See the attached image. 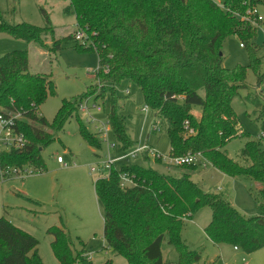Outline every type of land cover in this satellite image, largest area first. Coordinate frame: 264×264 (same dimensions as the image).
<instances>
[{
    "label": "trees",
    "instance_id": "trees-1",
    "mask_svg": "<svg viewBox=\"0 0 264 264\" xmlns=\"http://www.w3.org/2000/svg\"><path fill=\"white\" fill-rule=\"evenodd\" d=\"M258 4H264V0H69L64 10L74 14L76 30L84 32V40L77 42L76 48L97 54L94 81L81 95L62 99L49 121L38 112L47 94L55 92L49 75L29 71L26 49L1 55L0 111L20 113L19 126L28 144L22 150L1 153L0 165L29 164L34 170H43L41 150L53 141L52 131L61 130L73 115L80 120L78 105L96 91V98L110 96L106 120L114 141L122 150L133 147L115 89L128 80L140 89L146 105L166 121L169 155L199 153V161L232 177L257 182V214L246 216L222 195L203 191L191 178L200 162L166 165L162 171L138 163L113 164L103 168L93 183L103 206L106 246L128 264H165L162 243L167 241L177 253L176 264H212L202 261L201 252L182 237L184 221L207 205L211 219L204 232L213 244L230 243L245 253L263 247L264 103L259 97L253 100L245 96L255 106L261 134L243 144V162L230 158L224 149L233 138L249 137L239 126L231 105L232 97L245 85L247 68L254 70L257 83L263 78L259 71L261 57H257L254 44L256 28L243 25L245 20L241 19L248 6ZM45 18L44 26L10 24L0 12V31L54 52L63 47V42L75 39L76 30L56 38L48 16ZM231 35L247 48L248 65H222L223 43ZM196 105L201 109L198 118L191 113ZM184 120L189 121L191 132L184 130ZM79 128L89 144H98L84 127ZM121 173L130 176L133 183L122 188ZM47 232L53 236L50 245L60 264H112L110 259L94 263L85 256L73 255L62 227L50 226ZM36 246L34 236L0 216V264H12L10 257L14 255L19 256L18 264H43Z\"/></svg>",
    "mask_w": 264,
    "mask_h": 264
},
{
    "label": "rangeland",
    "instance_id": "rangeland-1",
    "mask_svg": "<svg viewBox=\"0 0 264 264\" xmlns=\"http://www.w3.org/2000/svg\"><path fill=\"white\" fill-rule=\"evenodd\" d=\"M69 0H0L1 18L7 23L26 22L36 26L46 24V15L53 26L55 37L61 38L77 29L75 16L64 8ZM257 8L263 20L254 24L250 21L243 25L255 26L254 44L256 55L261 57L259 71L263 75L257 83V75L250 67L246 70L244 87L231 99L239 126L249 133V137L238 136L227 142L225 150L230 158L240 163L243 159L240 150L247 139L260 136L261 123L256 119L255 106L245 96L264 103V4L248 6ZM247 12V11H246ZM249 20H254L252 15ZM243 16V15H242ZM48 40V37L47 39ZM236 35L229 36L222 47V65L234 68L248 65L249 55L245 46H240ZM76 39L63 42V47L45 51L35 43L23 38H15L0 31V56L17 49H26L29 57V71L48 74L54 84V93H48L39 105L38 112L51 120L62 99L81 95L93 83L98 68L96 52L79 51ZM117 103L126 116L125 126L135 145L147 143L161 155L169 154V139L166 134V121L148 107L140 89L131 81L123 80L115 87ZM262 89V92L260 91ZM128 90V93H126ZM98 91L84 97L89 107L87 113L78 111L80 120L73 115L63 128L52 131L54 139L41 150L43 170L19 176H12L0 183V216H5L17 228L37 239V252L43 264H60L51 248L53 236L47 232L50 226L62 227L69 236V246L73 255L85 256L94 263L111 260L112 264H128L120 255L113 253L103 239V206L94 191V180L101 173L100 164L107 159L115 164L138 163L159 171L164 163L144 159L142 156L130 158L120 149L113 139L112 131L106 120L110 108V96L96 98ZM93 104L95 106H93ZM100 106V110L97 109ZM191 113L198 118L199 106H192ZM97 139V145L89 144L80 133V126ZM157 125L161 130L154 131ZM106 128V131L105 129ZM100 131L107 136L102 138ZM50 131V130H48ZM114 144L113 146H111ZM133 146V147H134ZM57 156L63 163L57 162ZM6 166V165H5ZM171 166V165H169ZM92 168H94L92 170ZM172 169V167H170ZM203 191L217 193L225 197L240 213L251 216L257 214L255 197L259 184L247 177H232L214 165L206 163L199 166L192 175ZM211 219V209L201 206L190 219L184 221L182 237L194 249L201 252L202 261L212 264H264V246L245 253L230 243L213 244L205 235L204 228ZM165 264H176L177 253L167 241L162 243ZM12 264L19 263V256L10 257ZM6 264H10L7 262ZM74 264H78L77 262Z\"/></svg>",
    "mask_w": 264,
    "mask_h": 264
},
{
    "label": "built area",
    "instance_id": "built-area-1",
    "mask_svg": "<svg viewBox=\"0 0 264 264\" xmlns=\"http://www.w3.org/2000/svg\"><path fill=\"white\" fill-rule=\"evenodd\" d=\"M248 16H254V20H249L248 17L245 15L241 16V19L245 21H250L254 24H257L258 21L260 22L263 20V17L259 14L258 9L253 7L249 8L246 12ZM74 37L77 41L83 42L84 40V32L80 29L76 30L74 33ZM240 46H244L243 42L240 41ZM263 51H264V46H263ZM126 93H128V90H126ZM93 106H95L93 104ZM148 106L146 105L144 107V110H147ZM97 109L100 110V106H97ZM89 107L87 106V100L84 102H80L78 105V111L84 112L88 114ZM88 116H90L88 114ZM21 115L18 111L15 110H6L3 109L0 111V154L3 152H9L11 150H22L24 149L27 144H28V139L24 132L20 129L19 126V119ZM108 123V122H107ZM109 125V124H108ZM183 128L185 131L191 132V129L189 127V121L184 120L183 122ZM106 131V128H104ZM154 131H160L161 129L157 126L154 125L152 128ZM99 129L100 135L104 140L107 141V136L103 134ZM112 144L111 146H113ZM125 151V156L130 157V158H135L137 156H147L149 159L152 158L153 160H160V162H163L166 165H183V164H193V163H201V165L205 166L206 161H199L200 154L197 153H188L180 156H171V155H161L158 151L155 150V148L151 147L147 143L135 145L134 147H131L129 149L124 150ZM57 162L58 163H63V158L61 156H57ZM115 164L114 160L112 159H107L104 162H101L100 169H109L111 165ZM29 166H1L0 165V183L5 181L6 179L11 178L12 176H19L22 177L23 175L32 172V170H29ZM94 168H92L93 170ZM33 171H40V170H33ZM100 176V174H99ZM98 176V177H99ZM133 183V180L130 176H128L126 173H121L120 175V186L122 188L129 186Z\"/></svg>",
    "mask_w": 264,
    "mask_h": 264
},
{
    "label": "crops",
    "instance_id": "crops-1",
    "mask_svg": "<svg viewBox=\"0 0 264 264\" xmlns=\"http://www.w3.org/2000/svg\"><path fill=\"white\" fill-rule=\"evenodd\" d=\"M163 163V162H162ZM164 166H166V164H163ZM191 178H192V176H191ZM233 247H235V246H233ZM235 248H237V247H235Z\"/></svg>",
    "mask_w": 264,
    "mask_h": 264
}]
</instances>
